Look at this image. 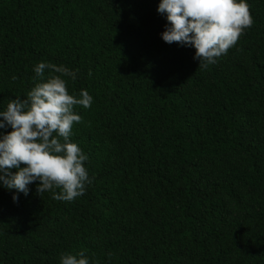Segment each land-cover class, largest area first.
Returning a JSON list of instances; mask_svg holds the SVG:
<instances>
[{
	"label": "trees",
	"instance_id": "trees-1",
	"mask_svg": "<svg viewBox=\"0 0 264 264\" xmlns=\"http://www.w3.org/2000/svg\"><path fill=\"white\" fill-rule=\"evenodd\" d=\"M246 2L252 26L204 69L162 40L160 0H0V111L40 62L93 97L71 137L92 182L71 202L0 182V264H264V0Z\"/></svg>",
	"mask_w": 264,
	"mask_h": 264
},
{
	"label": "clouds",
	"instance_id": "clouds-1",
	"mask_svg": "<svg viewBox=\"0 0 264 264\" xmlns=\"http://www.w3.org/2000/svg\"><path fill=\"white\" fill-rule=\"evenodd\" d=\"M157 11L167 21L162 40L193 47V58L204 69L226 55L253 24L246 0H160ZM34 72L39 82L26 98L11 99L0 111V129L11 128L0 135V182L27 195L28 185L39 181L38 194L51 191L53 199L71 202L92 182L85 167L88 157L71 137L74 124L82 120L75 108H90L93 97L87 90L70 94L68 80L75 81L78 70L40 62ZM12 199L15 202L18 196ZM60 264H89V260L80 251L62 254Z\"/></svg>",
	"mask_w": 264,
	"mask_h": 264
}]
</instances>
